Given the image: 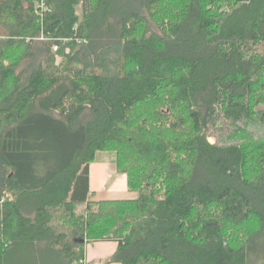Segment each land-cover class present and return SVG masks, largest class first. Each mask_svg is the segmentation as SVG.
Returning a JSON list of instances; mask_svg holds the SVG:
<instances>
[{"label": "trees", "instance_id": "trees-1", "mask_svg": "<svg viewBox=\"0 0 264 264\" xmlns=\"http://www.w3.org/2000/svg\"><path fill=\"white\" fill-rule=\"evenodd\" d=\"M37 2L0 0V264H264V0Z\"/></svg>", "mask_w": 264, "mask_h": 264}, {"label": "crops", "instance_id": "crops-1", "mask_svg": "<svg viewBox=\"0 0 264 264\" xmlns=\"http://www.w3.org/2000/svg\"><path fill=\"white\" fill-rule=\"evenodd\" d=\"M89 187L94 199H128L135 193L126 186L125 174L117 169L114 152L97 151L89 165ZM113 240L95 241L85 244L84 264H120L108 261L116 251Z\"/></svg>", "mask_w": 264, "mask_h": 264}, {"label": "rangeland", "instance_id": "rangeland-1", "mask_svg": "<svg viewBox=\"0 0 264 264\" xmlns=\"http://www.w3.org/2000/svg\"><path fill=\"white\" fill-rule=\"evenodd\" d=\"M75 14H76L78 17H80V15L82 14V7H81V5L76 6ZM59 60H60L59 57L56 58V62H58ZM209 140L213 142V141H214V138H213V137H210ZM107 152H114V151H109V150H107ZM114 153H115V152H114ZM115 154H116V153H115ZM103 263H104V261L101 262V264H103Z\"/></svg>", "mask_w": 264, "mask_h": 264}, {"label": "built area", "instance_id": "built-area-1", "mask_svg": "<svg viewBox=\"0 0 264 264\" xmlns=\"http://www.w3.org/2000/svg\"><path fill=\"white\" fill-rule=\"evenodd\" d=\"M37 3H38L37 5H38V7H39V9H40L41 11L45 9V6H46V4H45V0H38ZM52 48H53V50H56V49H57V45L54 44ZM80 263H81V264H84V259H81V260H80Z\"/></svg>", "mask_w": 264, "mask_h": 264}]
</instances>
